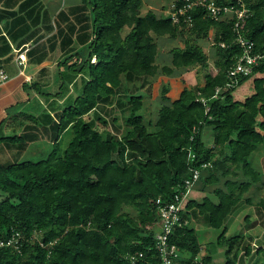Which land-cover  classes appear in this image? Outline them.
Segmentation results:
<instances>
[{
  "label": "trees",
  "instance_id": "obj_1",
  "mask_svg": "<svg viewBox=\"0 0 264 264\" xmlns=\"http://www.w3.org/2000/svg\"><path fill=\"white\" fill-rule=\"evenodd\" d=\"M246 1L251 15L244 34L255 41V52H264V0ZM15 7L4 0L0 13L8 35L2 36L5 60L13 57L10 40L19 46L33 40L27 51L32 63L58 49L63 52L48 74L51 80L34 82L41 95L57 98L70 88L65 70L81 75L82 83L54 108L56 119L46 127L53 132L52 142L34 155L0 159V238L13 231L23 235L21 251L0 247V264H132L131 256L140 253L135 264H159L157 198L166 202L185 190L192 166L201 169L205 186L215 185L218 202L210 197L189 200L170 241L180 249L179 264H216L211 253L194 262L201 242L188 224L189 210L197 207L212 227L222 228L252 183L261 179L251 156L264 143V60L253 74H240L228 85V69L241 54L233 22L212 18L202 6L190 10L192 22H174L152 9L143 12V0H82L54 19L40 0H20ZM211 33L215 73L198 42ZM163 36L184 42L170 49L172 66L158 62L157 39ZM198 65L205 69L204 84L190 85L181 78L182 87L172 97L170 81L162 82L157 117L147 116V88L160 67L171 77ZM252 77L254 92L236 99L234 90ZM34 102L32 107L40 104L39 99ZM102 109L112 116L114 128L97 127L96 119L109 125L99 114ZM119 109L128 110L122 127ZM91 113L96 118H89ZM66 131L69 140L62 148ZM206 132H211L210 143ZM205 162L211 165L203 167ZM256 209L264 218V198ZM252 238L228 234L224 227L213 243L224 249L223 264H238L242 254L253 255ZM257 254L253 264H264V248Z\"/></svg>",
  "mask_w": 264,
  "mask_h": 264
},
{
  "label": "crops",
  "instance_id": "obj_2",
  "mask_svg": "<svg viewBox=\"0 0 264 264\" xmlns=\"http://www.w3.org/2000/svg\"><path fill=\"white\" fill-rule=\"evenodd\" d=\"M33 1L35 2V0ZM19 2L20 0H11V4L13 6L16 5L15 8H18ZM40 2L49 15L55 17L62 9L79 4L82 0H40ZM3 4L4 0H0V13ZM41 33H43V31H40V34ZM50 34L51 33H47L46 36ZM3 35H7L5 22L3 19H0V66L4 67L10 75L9 79L0 83V159L6 161L24 157L25 155H34L46 146L44 145L45 143L52 142L50 140L52 139L51 136L53 132L47 131L46 127H50L56 119L54 108L59 107L60 104L66 102L71 95L77 93L78 89L75 90V88H79L82 79L81 75H70L67 70H65L68 80L66 82L69 83L68 86H70V88H67L61 96L57 98L41 95L38 88L34 85V82L39 81L41 84L51 80L48 75L51 73L50 69L53 67V63L57 65L63 56V52L61 58L58 60H51L52 57L47 58L41 63H32L27 60L24 73L22 74L19 72L17 57L20 52L29 50L33 40L21 46L18 45V42L10 40L13 47L11 51L13 57L10 60H5V40L2 37ZM168 58V61L160 65L172 66L171 56ZM43 68H45L46 71L41 72ZM160 71L161 67L159 69V73L161 74H158L163 76V82L170 81L171 83L169 95L172 97H175L182 87L180 82L181 78H184L190 85L201 86L204 84V79L198 81L194 78L195 76L192 79L180 76L178 77L179 81H176L175 77H169ZM244 83L240 84L234 90L233 94L236 99L243 100L254 92L249 86L241 89L240 87ZM252 85H254V83ZM71 89L73 91H71ZM237 90L238 96L235 94ZM37 99L40 100V104L37 106L34 104L36 107H32V103ZM29 107L32 108L28 111ZM25 112L28 113L26 114ZM27 125L28 128L26 129ZM67 132L68 131L64 134ZM13 135L17 137H9ZM261 145L262 147L260 146L256 149H260V151H258L259 154L256 155L254 160H251L252 165L262 173L261 179L252 183L249 190L245 193L244 198L234 207V210L230 213L224 224V227L228 230V234L243 233L245 235H253V233H255V236L253 235V255L247 257L242 254L238 264H253L258 258L257 250L260 247L264 248V218L257 213L256 209L258 202L264 198V143ZM224 180L225 177L223 176L222 182ZM214 188L215 185L205 186L204 181L198 182L187 195L185 210L189 200L202 202L205 197H210L215 202H218V197L213 192ZM258 191H260V194L257 195ZM188 224L194 227L197 233L205 226H207L209 230L207 236L201 242V251L198 254V258L202 259L203 255L211 253L214 263L223 264L224 257L220 254L221 251L210 248L208 244L216 242L224 227H212L209 223L208 215L201 214L197 207H193L189 210ZM231 225L232 227L229 230ZM209 233H211L210 236L208 235ZM262 259L264 260V255Z\"/></svg>",
  "mask_w": 264,
  "mask_h": 264
},
{
  "label": "built area",
  "instance_id": "obj_3",
  "mask_svg": "<svg viewBox=\"0 0 264 264\" xmlns=\"http://www.w3.org/2000/svg\"><path fill=\"white\" fill-rule=\"evenodd\" d=\"M179 0H173L172 8L169 15L174 22H180L182 19L187 22H192V14L190 10L196 6H202L206 10V14L214 19L222 20L229 19L233 22L235 31L234 41L241 48V54L237 60L229 67L228 77L231 81L228 85L234 83L240 74H253L255 65L264 60V52H255V41L244 34L243 28L247 19L251 15V10L246 0H227L225 3H219L217 0H184L178 3ZM225 45L224 42L221 43ZM27 50L18 54L17 64L19 72L24 73L27 64ZM10 75L4 67H0V83L9 79ZM220 92V87L216 88V94ZM189 157L191 160L196 158V154L191 152ZM210 162L202 164L203 167L210 166ZM191 175L185 180L184 188L179 189L173 199L163 202L161 197L157 198L159 205V215L161 217V230L156 233L157 254L159 255V264H179L180 249L170 241L174 227L181 225L182 212L185 209V201L189 191L200 181L201 169L192 166L190 168ZM23 246V235L19 231H13L10 235L0 238V247H11L17 251H21ZM139 255H132V264H135ZM201 262L198 256L194 262Z\"/></svg>",
  "mask_w": 264,
  "mask_h": 264
},
{
  "label": "rangeland",
  "instance_id": "obj_4",
  "mask_svg": "<svg viewBox=\"0 0 264 264\" xmlns=\"http://www.w3.org/2000/svg\"><path fill=\"white\" fill-rule=\"evenodd\" d=\"M172 2H173V0H143L142 11L146 12V11L152 9V10H155L159 14L168 15L170 10H171V8H172ZM53 19H54V17H53ZM127 30H128V28H125L124 32H127ZM46 37H48V36H46ZM157 40H158V42L160 44V54L158 56L159 64H163L164 62L168 61V59H169L168 57H170L169 51H170L171 48H173L175 46H183L184 45L182 37L170 38L168 36H163V37L158 38ZM198 42L204 47V50L208 54L210 69H211L212 72L215 73L217 71L215 66H214V59L216 58V56H215V43H214V40H213L212 33L208 37L198 38ZM54 53H55V55H52L51 60H58L59 58H61L62 51L60 49H58ZM92 61H95V59L92 60ZM55 65H56V63H53V67L50 69L51 72L56 67ZM204 73H205V69L201 65H198V66H195V67H193L192 69H189V70L177 71L171 77H175L176 78L175 80L179 81L178 77H180V76L181 77L185 76L188 79H192L195 76L194 78H196L198 81H200L201 79H204V75H205ZM159 74H161V73H159ZM159 74H157L155 76L154 83L147 88L148 96L146 97V100H145L146 101V105H147V116L151 117L152 120L156 119L157 113H158L157 110H158V108H159V106H160V104L162 102L161 94H160V86H161V83L163 82V79H162L163 76L159 75ZM252 84H253V77L249 78L248 80H246L245 83L240 88L243 89L246 86H249V87H251L252 91H254V85H252ZM72 89H71V91H73ZM76 89H79V88H75V90ZM235 94H236V96H238V90L236 91ZM119 97L124 98V95H120ZM99 112H100L99 114H101L102 116H105L108 119L109 125L107 127H105L104 125H102L101 121L96 119L97 127L100 128V129H104V128L112 129V128H114V126L112 124V116L107 114L103 109L100 110ZM127 112H128V110H126V109H119L118 110V115L120 117L118 124L121 125V127L124 126V124H125L124 123V119H125V116L127 115ZM93 117L96 118L95 117V113H91L89 115V118H93ZM207 131H209V129H207ZM207 133L210 136H207V138L205 136V140H206V142L210 143L211 140H212V136L210 134L211 132H206L205 135ZM68 140H69V133H66V134H64L62 136V139L60 141V146L62 148H66ZM260 146L262 147V145H260ZM258 151H260V149L256 150L252 154L251 160H254L256 155L259 154ZM258 194H260V191H258L257 195ZM231 227H232V225L229 227V230L231 229ZM208 231L209 230H208L207 226H205L201 230H199L198 233H199L200 242H202V240L205 239V237L207 236ZM210 234L211 233H209L208 235L210 236ZM254 234L255 233H253V235ZM252 239H251V242L253 244L254 239L253 240ZM208 246L210 248H212V249H215L216 251H221L220 254H222L223 257H224V259H223V263H224L225 262L224 249L218 247L216 243H209ZM215 256H216V254H215Z\"/></svg>",
  "mask_w": 264,
  "mask_h": 264
}]
</instances>
